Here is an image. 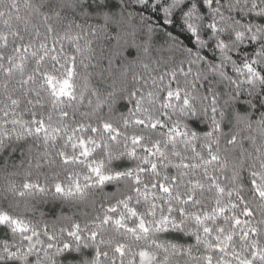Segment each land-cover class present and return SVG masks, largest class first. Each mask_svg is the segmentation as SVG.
Here are the masks:
<instances>
[{"label": "snow or ice", "instance_id": "obj_1", "mask_svg": "<svg viewBox=\"0 0 264 264\" xmlns=\"http://www.w3.org/2000/svg\"><path fill=\"white\" fill-rule=\"evenodd\" d=\"M0 264H264V0H0Z\"/></svg>", "mask_w": 264, "mask_h": 264}, {"label": "trees", "instance_id": "obj_2", "mask_svg": "<svg viewBox=\"0 0 264 264\" xmlns=\"http://www.w3.org/2000/svg\"><path fill=\"white\" fill-rule=\"evenodd\" d=\"M247 146V145H245ZM40 210L47 214V218H52V212L55 211L56 214H59V207L56 203H48L40 206ZM85 211H90L89 209H84ZM67 211V209H66Z\"/></svg>", "mask_w": 264, "mask_h": 264}]
</instances>
